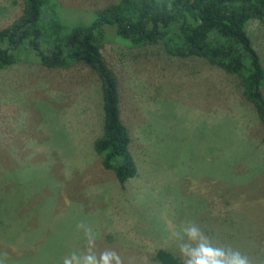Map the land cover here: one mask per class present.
Instances as JSON below:
<instances>
[{
  "label": "rangeland",
  "instance_id": "1",
  "mask_svg": "<svg viewBox=\"0 0 264 264\" xmlns=\"http://www.w3.org/2000/svg\"><path fill=\"white\" fill-rule=\"evenodd\" d=\"M112 1L52 0L51 25L87 24ZM21 8L0 0V28ZM105 27L101 54L117 78L120 146L135 174L118 184L92 148L102 100L88 64L48 68L30 56L0 69V261L64 264L87 253V229L97 256L159 264L163 248L184 260L173 232L194 222L213 246L264 264V127L238 77L161 43L128 46ZM246 31L264 65V25L251 20Z\"/></svg>",
  "mask_w": 264,
  "mask_h": 264
},
{
  "label": "trees",
  "instance_id": "2",
  "mask_svg": "<svg viewBox=\"0 0 264 264\" xmlns=\"http://www.w3.org/2000/svg\"><path fill=\"white\" fill-rule=\"evenodd\" d=\"M54 2V0H53ZM52 0H22L20 14L0 28V69L30 56L48 68L82 61L100 79L102 122L92 148L118 184L134 176L135 163L120 146L126 128L120 114L116 75L101 54L106 25L116 40L137 47L161 43L168 55L207 60L238 77L243 98L264 127V65L246 26L264 25V0H114L93 10L84 25L53 27ZM264 141V133L261 137ZM159 264H184L167 249H157Z\"/></svg>",
  "mask_w": 264,
  "mask_h": 264
},
{
  "label": "clouds",
  "instance_id": "3",
  "mask_svg": "<svg viewBox=\"0 0 264 264\" xmlns=\"http://www.w3.org/2000/svg\"><path fill=\"white\" fill-rule=\"evenodd\" d=\"M77 227L82 228L83 224ZM85 235L88 237L87 253L78 255L74 252L70 259H64V264H123L119 254L112 250H105L97 256L93 251L95 236L91 229H87ZM173 236L179 241L184 264H253L248 256L238 250L229 247L226 251L223 247L213 246L210 238L194 222L186 223L182 231L173 232Z\"/></svg>",
  "mask_w": 264,
  "mask_h": 264
}]
</instances>
